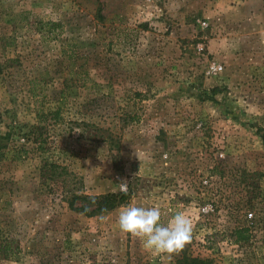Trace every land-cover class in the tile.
<instances>
[{
	"label": "rangeland",
	"instance_id": "obj_1",
	"mask_svg": "<svg viewBox=\"0 0 264 264\" xmlns=\"http://www.w3.org/2000/svg\"><path fill=\"white\" fill-rule=\"evenodd\" d=\"M126 205L191 243L146 249ZM196 258L264 264V0H0V264Z\"/></svg>",
	"mask_w": 264,
	"mask_h": 264
},
{
	"label": "clouds",
	"instance_id": "obj_2",
	"mask_svg": "<svg viewBox=\"0 0 264 264\" xmlns=\"http://www.w3.org/2000/svg\"><path fill=\"white\" fill-rule=\"evenodd\" d=\"M92 203L95 204V199ZM161 218L159 207L126 205L119 211L118 225L124 233L141 240L146 249L169 254L181 252L193 239L192 219L177 212L165 226Z\"/></svg>",
	"mask_w": 264,
	"mask_h": 264
},
{
	"label": "trees",
	"instance_id": "obj_3",
	"mask_svg": "<svg viewBox=\"0 0 264 264\" xmlns=\"http://www.w3.org/2000/svg\"><path fill=\"white\" fill-rule=\"evenodd\" d=\"M128 197L127 194H106L97 197L73 194L69 206L75 212H83L89 216H94L115 209L125 203ZM93 199H95V204L92 203ZM105 209L107 211H104ZM248 239L249 235L247 234V230L240 229L236 232V243L246 242ZM192 263L207 264L206 261L198 258L193 259Z\"/></svg>",
	"mask_w": 264,
	"mask_h": 264
},
{
	"label": "built area",
	"instance_id": "obj_4",
	"mask_svg": "<svg viewBox=\"0 0 264 264\" xmlns=\"http://www.w3.org/2000/svg\"><path fill=\"white\" fill-rule=\"evenodd\" d=\"M203 26H204V27L207 26V23H206V22H203ZM220 70H221L220 67H217V66H212V67H211V71H212V73H218Z\"/></svg>",
	"mask_w": 264,
	"mask_h": 264
}]
</instances>
